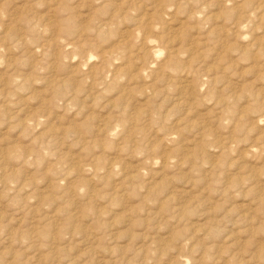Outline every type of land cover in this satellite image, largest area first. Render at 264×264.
I'll return each mask as SVG.
<instances>
[{
  "label": "rangeland",
  "instance_id": "1",
  "mask_svg": "<svg viewBox=\"0 0 264 264\" xmlns=\"http://www.w3.org/2000/svg\"><path fill=\"white\" fill-rule=\"evenodd\" d=\"M0 264H264V0H0Z\"/></svg>",
  "mask_w": 264,
  "mask_h": 264
},
{
  "label": "bare ground",
  "instance_id": "2",
  "mask_svg": "<svg viewBox=\"0 0 264 264\" xmlns=\"http://www.w3.org/2000/svg\"><path fill=\"white\" fill-rule=\"evenodd\" d=\"M185 262V261H184Z\"/></svg>",
  "mask_w": 264,
  "mask_h": 264
}]
</instances>
